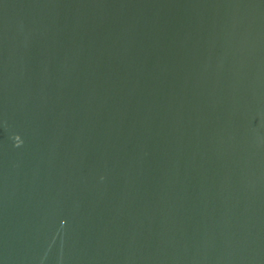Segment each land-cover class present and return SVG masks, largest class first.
<instances>
[{
    "label": "water",
    "instance_id": "water-1",
    "mask_svg": "<svg viewBox=\"0 0 264 264\" xmlns=\"http://www.w3.org/2000/svg\"><path fill=\"white\" fill-rule=\"evenodd\" d=\"M0 264H264V0H0Z\"/></svg>",
    "mask_w": 264,
    "mask_h": 264
}]
</instances>
